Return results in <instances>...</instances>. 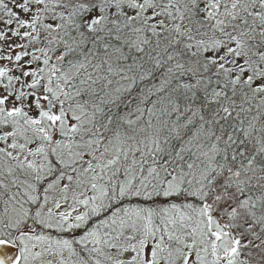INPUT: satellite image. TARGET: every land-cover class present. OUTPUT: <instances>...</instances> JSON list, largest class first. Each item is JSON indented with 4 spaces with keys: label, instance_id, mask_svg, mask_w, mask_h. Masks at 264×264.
I'll use <instances>...</instances> for the list:
<instances>
[{
    "label": "snow or ice",
    "instance_id": "snow-or-ice-1",
    "mask_svg": "<svg viewBox=\"0 0 264 264\" xmlns=\"http://www.w3.org/2000/svg\"><path fill=\"white\" fill-rule=\"evenodd\" d=\"M0 264H264V0H0Z\"/></svg>",
    "mask_w": 264,
    "mask_h": 264
}]
</instances>
